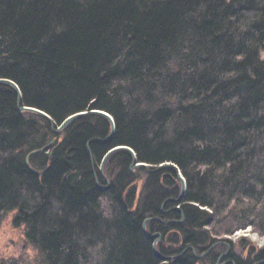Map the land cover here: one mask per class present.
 I'll return each instance as SVG.
<instances>
[{
    "label": "trees",
    "instance_id": "trees-1",
    "mask_svg": "<svg viewBox=\"0 0 264 264\" xmlns=\"http://www.w3.org/2000/svg\"><path fill=\"white\" fill-rule=\"evenodd\" d=\"M0 79L52 119L0 83V225L43 264H217L218 236L264 235V0H0ZM247 242L235 264L264 260Z\"/></svg>",
    "mask_w": 264,
    "mask_h": 264
},
{
    "label": "rangeland",
    "instance_id": "rangeland-1",
    "mask_svg": "<svg viewBox=\"0 0 264 264\" xmlns=\"http://www.w3.org/2000/svg\"><path fill=\"white\" fill-rule=\"evenodd\" d=\"M103 168V165H102ZM236 245L235 251L242 252L241 240L248 239V247H264V235L253 230L236 231L231 235H220ZM42 257L25 242L23 228L14 227L11 216H5L0 225V264H43Z\"/></svg>",
    "mask_w": 264,
    "mask_h": 264
},
{
    "label": "water",
    "instance_id": "water-1",
    "mask_svg": "<svg viewBox=\"0 0 264 264\" xmlns=\"http://www.w3.org/2000/svg\"><path fill=\"white\" fill-rule=\"evenodd\" d=\"M0 83L2 84H7V85H10L11 87H13L16 91H17V94H18V108L20 111L22 112H31V113H35V114H38V115H41L45 118H47L48 120L52 121V119L50 118V116L48 114H46L45 112L39 110V109H36V108H33V107H28V106H20V97H21V91H20V88L18 87V85L12 81V80H9V79H0ZM89 112H84V113H80V114H76V115H72L70 117H68L65 121H63V123L61 125L58 126V128L55 130L57 133L62 131L63 129H65L70 123H72L73 121H75L76 119L88 114ZM91 113H96V114H99V115H102L104 117H106L110 122H111V136L114 132V129H115V123H114V119L112 118L111 115H109L108 113L104 112V111H91ZM56 142V139H54L51 143H49L47 146L41 148V149H38V150H34L32 151L29 155H28V158H27V163H28V166L29 168H31L30 166V162H29V159L32 155L34 154H37L39 152H42L44 150H47L49 149L50 147H52ZM120 149H123V150H126V151H129L134 157H135V153L134 151L129 148V147H126V146H122V147H117V148H114L112 150H110L104 157L103 159V162H102V165H104V163L106 162V160L117 150H120ZM136 162V160H135ZM134 162V164H135ZM167 166H172L171 164H166ZM148 165L145 164V163H136L135 164V167H147ZM163 166V165H162ZM178 173V178L181 180L182 182V190L184 192V189L186 187V180L184 179V177L182 176V174L180 172H177ZM182 198V197H181ZM180 198V199H181ZM151 220V219H147L144 224H143V229H144V232L147 236L148 233H147V222ZM157 242L158 240L155 241L154 243V249L155 251L157 252V249H156V245H157Z\"/></svg>",
    "mask_w": 264,
    "mask_h": 264
},
{
    "label": "flooded vegetation",
    "instance_id": "flooded-vegetation-1",
    "mask_svg": "<svg viewBox=\"0 0 264 264\" xmlns=\"http://www.w3.org/2000/svg\"><path fill=\"white\" fill-rule=\"evenodd\" d=\"M227 250L224 251L218 261L217 264H235L237 263L234 259V255H232L231 252H233V254L238 253V251H235V249H232V247L230 245L227 244ZM254 263H258V264H264V260L262 261H258V262H254Z\"/></svg>",
    "mask_w": 264,
    "mask_h": 264
},
{
    "label": "built area",
    "instance_id": "built-area-1",
    "mask_svg": "<svg viewBox=\"0 0 264 264\" xmlns=\"http://www.w3.org/2000/svg\"><path fill=\"white\" fill-rule=\"evenodd\" d=\"M248 231V230H247Z\"/></svg>",
    "mask_w": 264,
    "mask_h": 264
}]
</instances>
